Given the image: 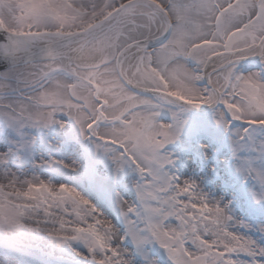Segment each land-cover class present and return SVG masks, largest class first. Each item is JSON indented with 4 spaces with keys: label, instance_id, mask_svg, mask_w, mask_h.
Masks as SVG:
<instances>
[{
    "label": "snow or ice",
    "instance_id": "1",
    "mask_svg": "<svg viewBox=\"0 0 264 264\" xmlns=\"http://www.w3.org/2000/svg\"><path fill=\"white\" fill-rule=\"evenodd\" d=\"M33 258L264 264V0H0V264Z\"/></svg>",
    "mask_w": 264,
    "mask_h": 264
},
{
    "label": "rangeland",
    "instance_id": "2",
    "mask_svg": "<svg viewBox=\"0 0 264 264\" xmlns=\"http://www.w3.org/2000/svg\"><path fill=\"white\" fill-rule=\"evenodd\" d=\"M242 69L244 70H256V65L254 63V61L251 62H243L241 65ZM169 150L170 151H177L176 146L170 145L169 146ZM49 153L48 152H41V151H37L36 154V158L37 159H46L48 158ZM52 155L56 158V159H65V160H71L74 161L76 163H81V159L80 157L76 154V153H66V152H61V151H57L55 153H52ZM18 165H14L13 170H17ZM26 170V169H25ZM183 171V169H182ZM43 174L48 175L49 177L52 176V172L51 171H45ZM184 175L186 176H191L192 178H196V176L193 174V172L191 170L185 171Z\"/></svg>",
    "mask_w": 264,
    "mask_h": 264
},
{
    "label": "water",
    "instance_id": "3",
    "mask_svg": "<svg viewBox=\"0 0 264 264\" xmlns=\"http://www.w3.org/2000/svg\"><path fill=\"white\" fill-rule=\"evenodd\" d=\"M245 62H251V60L249 59L248 61H245ZM37 261H38V258H33L32 260L29 261V264H37Z\"/></svg>",
    "mask_w": 264,
    "mask_h": 264
},
{
    "label": "bare ground",
    "instance_id": "4",
    "mask_svg": "<svg viewBox=\"0 0 264 264\" xmlns=\"http://www.w3.org/2000/svg\"><path fill=\"white\" fill-rule=\"evenodd\" d=\"M251 61H254L255 60V58H249Z\"/></svg>",
    "mask_w": 264,
    "mask_h": 264
}]
</instances>
